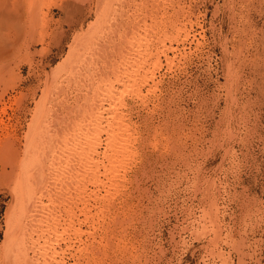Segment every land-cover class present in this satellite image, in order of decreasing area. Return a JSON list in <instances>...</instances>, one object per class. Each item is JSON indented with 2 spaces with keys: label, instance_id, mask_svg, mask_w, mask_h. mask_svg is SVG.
<instances>
[{
  "label": "rangeland",
  "instance_id": "rangeland-1",
  "mask_svg": "<svg viewBox=\"0 0 264 264\" xmlns=\"http://www.w3.org/2000/svg\"><path fill=\"white\" fill-rule=\"evenodd\" d=\"M106 2L0 0V259L16 205L13 154L26 151L37 114L67 119L85 75L119 62L120 36L90 28ZM178 2L190 31L182 57L171 69L162 58L148 106L125 99L140 143L109 212L118 224L108 233L125 243L108 251L114 264H264V0ZM55 69L64 89L53 93Z\"/></svg>",
  "mask_w": 264,
  "mask_h": 264
},
{
  "label": "bare ground",
  "instance_id": "bare-ground-1",
  "mask_svg": "<svg viewBox=\"0 0 264 264\" xmlns=\"http://www.w3.org/2000/svg\"><path fill=\"white\" fill-rule=\"evenodd\" d=\"M178 1L128 0L136 25L124 21L126 0L104 3L90 28L100 37L120 36L119 47L114 44L119 62L106 59L97 72L85 75L87 94L78 90L84 98L67 119L58 112L50 117L45 107L40 110L26 151L13 154L19 166L13 177L16 205L0 264H114L109 247L125 241L108 233L107 227L118 222L109 212L123 197L122 184L140 143L125 99L148 106L149 97L159 90L156 73L163 67L162 58L171 69L176 57H182L177 46L189 39L190 31L180 21L183 8ZM169 7L176 14L166 17ZM82 49L86 56L94 50L90 44ZM58 71L46 73L53 93L64 89L56 83ZM58 125L62 135H53ZM97 231L106 235L100 242L94 237Z\"/></svg>",
  "mask_w": 264,
  "mask_h": 264
}]
</instances>
